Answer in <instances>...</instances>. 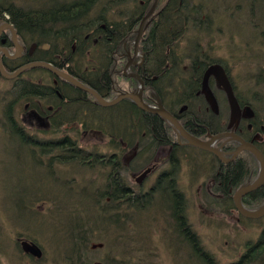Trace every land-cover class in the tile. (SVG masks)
<instances>
[{"label": "trees", "instance_id": "obj_1", "mask_svg": "<svg viewBox=\"0 0 264 264\" xmlns=\"http://www.w3.org/2000/svg\"><path fill=\"white\" fill-rule=\"evenodd\" d=\"M17 1L27 7H18L13 0H0V25L4 22L11 24L18 40L26 46V53L21 60L10 62L2 59L7 71H14L20 65L40 59L51 63L58 70L68 72L105 100L111 101L123 92L137 93V81L125 77L123 72L133 55L140 19L150 9L152 0ZM250 1L255 0H247L248 5ZM192 2L193 0H160L157 10L160 11L157 15L158 28L151 29L148 26L144 33V38L148 37L147 43H143L147 52L144 64L146 69L161 73L165 65L170 63L167 58L168 48L174 45L173 51L178 54L180 41L184 39L189 41V46L196 48L200 44V37L212 31L192 26L195 20L189 17L199 16L198 21L201 22V17L210 11L208 6L204 5L206 9L196 7ZM240 3L237 6L244 5ZM262 4L263 6L259 4L258 7L264 8V1ZM169 14L172 18L170 21L167 19ZM172 31L174 44L172 41L167 42ZM7 34L1 39L8 40ZM192 34L195 36H191ZM153 42H157V46ZM212 42L207 45L204 52L206 56L212 52ZM32 45L37 47L34 54L29 53ZM45 46L47 49L43 50ZM201 52L200 49L196 51L197 54ZM36 70L43 72L45 76L35 79L19 78L20 82H16L15 95L3 106L0 132L11 140L19 141L25 148L31 167L44 168L45 173L57 181V184L63 185L70 196H74L75 191L80 189L92 203V210L96 209L100 215L97 219L99 222H96L92 216L94 211L88 206L76 205L74 202L69 205L58 204L49 194L37 189L28 192V203L16 207L29 210L35 216L34 220L42 224L45 219L40 220L42 215L37 207L39 203H48L49 222L53 229L63 234V241L69 245L67 249L55 251L59 248L50 246L45 234L35 233L32 229L38 232L37 228L29 227L26 235L16 237L15 244L21 249L20 240H26L40 249V258L28 255L30 264H51L57 260L62 264H95L88 248L96 232L108 233L110 238H105L106 243L111 244L112 248L118 244L121 250L116 246V251L121 252L123 258L118 259L111 251L103 263L97 264H157L154 261L156 257L148 249L153 246L151 229L156 224L163 228L162 240L165 246L168 249L182 250V254L178 256L182 255L186 264H217L214 256L204 248L199 234L188 219L186 197L178 188L176 179L159 178L153 188L146 192L132 185L133 176L151 165L159 149L168 145V140L175 138L176 134L171 127L162 123L160 118L141 112L129 100L106 111L92 95L78 90L46 69ZM36 70H27L22 75ZM131 70L134 72V68ZM93 109L100 111L101 117H90ZM120 112L124 115V119L121 117L122 121L115 119V115ZM104 116H113V119H106ZM105 123L107 128L103 126ZM89 132L91 139L87 137ZM101 142L110 153L99 152ZM241 162L244 171H240L243 167H236L235 176L233 172H229L231 169L224 175V180L232 181L234 187L212 191L219 195L222 192L226 203L222 206L225 214L232 210L226 208V205L227 202L232 204V196L236 191L250 185L252 179L258 176L259 164L256 159L251 157ZM75 163L82 168L97 170L101 182L96 183L93 178L86 185L79 182L81 185L73 186L72 179L59 177L57 169L66 170ZM222 168L225 171L228 167ZM212 178L216 179L214 175ZM157 196L162 197L163 203L154 202L153 199ZM243 203L253 210L264 205V185L245 196ZM123 208L128 212L124 225L122 217L118 215ZM137 216L143 218L136 221ZM126 221L134 226L131 235L129 231L127 235H123ZM140 226H143L141 234ZM38 240L49 245V252L52 251L50 258L47 257L44 245L38 243ZM144 243L149 244L147 249H144ZM184 248L186 250L183 251ZM174 258L178 259L176 256ZM230 264H264V230L258 240L247 247L243 256Z\"/></svg>", "mask_w": 264, "mask_h": 264}, {"label": "rangeland", "instance_id": "obj_2", "mask_svg": "<svg viewBox=\"0 0 264 264\" xmlns=\"http://www.w3.org/2000/svg\"><path fill=\"white\" fill-rule=\"evenodd\" d=\"M13 1H16L14 4L18 7H27L24 6L21 1ZM263 1L264 0H262V2ZM238 2L244 4L241 6L245 7V14L243 11L240 13L238 12V16L234 19L227 9L237 6ZM250 2L252 5L251 8L248 5L247 0H193L192 2L196 7H203L204 5L208 6L210 11L213 12V15L211 16L213 21L221 23L223 29L221 45H219V42L217 41L212 42L213 49L211 52V58L230 66L228 67L232 70L231 74L240 88L239 92L242 93L245 91L243 93L245 97L252 96L251 93L246 92V85L243 81L245 72L254 71L252 69H260V66L264 65V8L258 7L259 4L263 6L261 0ZM249 9L253 12L250 15L248 14ZM241 16H244L243 21L245 22L239 20ZM230 35L235 37H233V41L231 42L228 40ZM191 36H195V34H192ZM181 46L186 47L185 50L180 52L182 57L183 54L193 56L196 51L195 46L187 47V41H185V39L181 43ZM201 46L204 47L205 42L201 43ZM232 48L236 52L232 51ZM238 48L239 51L237 52ZM242 52H245L244 54L246 55L244 60L249 61L246 64L247 67L241 64L240 59L231 56L233 53ZM250 63L252 64V67H250ZM44 76L45 74H43V72H38V70H36L35 72L22 75L21 79L31 77L32 79H35ZM16 82L17 80H7L0 77V123L3 106L15 95L16 91L14 86ZM252 89L253 88H251V90ZM108 108L110 107H103L106 111ZM99 112L93 109L90 117H101ZM104 117L110 119L113 116ZM121 117L124 119L122 112L115 115V119L120 121H122ZM259 117L262 120L264 119L263 110ZM105 118L104 120L108 123V120ZM103 126L106 128L108 127L106 123ZM87 137L91 139V132L88 133ZM97 137L101 138L100 136ZM98 150L100 153H110V150L106 148V145L102 142L101 147ZM25 152V148L19 143V141L11 140L8 136L0 132V264H30L29 259L24 256L21 249L16 247L15 241L16 237L19 235H26L27 229L32 226L37 228L38 232L31 228L35 233L40 232L45 234V237H47V240L50 242V246H54V249L55 247L59 248L55 249V251H62L69 247L67 242L63 241V234L60 231L53 229V225L49 222L48 209H50V206L48 203H39L37 207V210L42 215L40 216V220L45 219L42 221V224L37 223V221L34 220L35 216L30 213L29 210L18 209L16 207L17 205L21 206L28 203L29 197L27 193L34 189L40 190L47 195L49 194L50 198L56 200L58 204L69 205L74 202L76 205L88 206L91 211H94L92 215L94 218L93 220L99 222L97 219L100 214H98L96 209L92 210V203L86 198V194L81 193L80 189H78L75 191L76 193H74V196H70L63 185L57 184V181L45 173L44 168L34 169L31 167L29 164L30 160L27 158L28 156ZM190 157H193L194 159H191L192 162H190V166L187 168L188 172L186 173L185 169H181L182 165H177L178 167L176 166L175 168H179V170L173 176L179 179L177 186L186 197L188 219L195 232L199 234L204 248L214 256L217 264H230L238 260L247 250V247L251 246L258 240L260 234L264 230V220L247 223L244 220H238L237 215L232 210L230 213L228 212V214H225V208H222V206H225L226 203L220 198V195L211 194L214 190L208 188L207 180L204 178L198 177L195 179L196 170L194 167L196 165L202 167V162L204 160L201 162V159L196 156L195 153H191ZM195 161L197 164L194 166ZM57 171L59 177H64V179L68 180L72 179L74 181L73 186L77 184L81 185L79 182H83L84 185H86L87 181L93 178L96 180V183L101 182L97 170L82 168L78 163H75L73 167H69L66 170L59 168ZM136 177L137 175H135V178ZM135 178H132V185L140 190H147L155 181V176H150L149 179H145L141 184H135ZM61 180H63V178H61ZM153 200L157 203H163L162 197L160 196H157ZM227 204L226 208L229 207L230 209H233L231 208L232 204L230 205L229 202H227ZM118 215L122 217L123 220L121 221L123 223L122 225H124V219L128 216V212L126 213L123 208ZM65 218L67 220V217ZM142 218V216H137L135 220L140 221ZM125 226L123 235H127L128 231L131 235L133 233L131 230L134 226L131 223H128V221H126ZM161 229L163 228L160 224H156V226L151 229L153 232L151 234V239H153L151 245L153 246L148 248L149 244L147 245L144 243L146 244L144 245V249L148 248L149 251H152L156 257L154 261L157 264H186L182 255L178 256L179 254H182V250L177 248L168 249L165 246V242L162 240L163 232ZM142 231L143 226H140L139 234H141ZM146 232L149 236L148 230ZM106 237L110 238L108 233L102 234V232H96L95 236H93L90 241L88 250L90 251L89 254L95 264L99 262L103 263L106 255L111 253V251L113 254L117 255L118 259H123L120 255L121 252L116 251L117 249L115 247L118 246V244L115 247L113 245L112 248L111 244L106 243ZM38 243L44 245V250L47 253V257H49V254L52 252H49V250H51L48 247L49 245L42 240H38ZM119 247L120 246L117 247L118 250ZM184 250L186 249L184 248L183 251ZM174 256L178 257V259H175ZM20 257H22V260ZM43 261H45V259ZM59 261L60 260H57L55 261L56 263L51 264H62L58 263ZM45 263L46 262H42L40 264ZM145 263L146 262H143V264Z\"/></svg>", "mask_w": 264, "mask_h": 264}, {"label": "flooded vegetation", "instance_id": "obj_3", "mask_svg": "<svg viewBox=\"0 0 264 264\" xmlns=\"http://www.w3.org/2000/svg\"><path fill=\"white\" fill-rule=\"evenodd\" d=\"M249 6L251 8V3ZM203 7L205 8V6ZM157 10L158 9L154 11V13L148 18L147 22L145 23L144 31L137 47L138 53L136 52L134 54L133 52V55L130 57L131 59L134 56V64L132 66H129V74H127L126 72L124 76L128 77V75H130L129 77L137 81L138 91L140 81L143 83L144 90L142 93V98L145 104L155 109H157L158 105H161L171 116H173L178 121V123L186 133L201 142L207 143L212 149L218 151V153H220L222 157L220 158L213 152L199 149L188 144V142L184 138H182L180 133L170 124V122L164 120L156 114L145 112L147 114L160 118L162 120V123L167 124L169 127H171L176 136L172 140H168V145H163L159 149L155 160H153L151 165L146 166L141 170V173L147 169H150V172L143 178V180L139 184H141L145 179H149L150 176H155L154 183H156L159 178H167L168 180L169 178H172L178 181V178L173 177L179 170V168H175V166L182 165V167L180 166L181 169H185V172L187 173V168H189L190 162H192L191 159H194L193 157H190V155L191 153H195V155L201 159V162L204 160L202 162V167L200 165L195 166V164H197L196 161L194 163V169L196 170L195 179L198 177L204 178L205 180H207L208 188L213 190L233 188L234 185L232 181L229 182L228 180H224L225 173L228 172L229 169H231L229 170V172H233V175L235 176V174H237L235 168L237 167L239 169L243 167L241 161L244 162L246 159H251V157L256 159L257 162L259 161L253 154H251L247 150L237 152L238 149L242 146V142L250 146L252 145V147L254 146L264 158V119L262 120L259 117L260 113H262V110L264 111V65H261L260 69L258 68L255 70L250 68L254 71L245 72L243 81L246 85V92L252 94V96L250 97H245L243 95L245 91H243L242 93L239 92L240 88L238 84H236L235 79L231 74L232 70L229 69L230 66L213 60L211 58V54L208 56L204 54V52H206L208 43H210L211 41H217L219 42V45H221V37L223 35L221 23L214 22L211 17L213 15V12L207 11L205 15L201 17V22L198 21L199 16L189 17L191 20H195L194 24L192 25L193 27L200 29L209 28L212 30L210 33H206V35L201 36L199 39L200 44H197L195 50L197 51L200 49L202 51L201 53L197 54L195 51L193 56H187L183 54L182 57V54H180V52L182 50H185L186 47L179 46L178 54H176L173 51V45L172 48H168L167 52V58L169 59L170 63L165 65V68H163V71L161 73L157 70L155 71L154 69H146L144 64L147 52H145L143 48V43H147L148 37L144 38V33L145 29L148 26H150L151 29L158 28L159 17L157 15L160 11L157 12ZM227 10L230 12L231 16L234 19L241 11H243V13L245 14V7L243 6H235ZM252 13L253 12L251 11V9H249L248 14L250 15ZM170 17L171 14H169V17H167L169 21L172 20V18ZM243 17L244 16H241L239 20L243 21ZM142 19L143 16L141 17L140 21ZM5 33L8 32L4 31L0 35V39L3 37V35H5ZM156 37L157 36L155 35L154 39H156ZM233 37V35H230L228 40L230 42L233 41ZM1 40L2 42L0 47H5L11 52V54H14V45L11 43L9 36L8 40ZM171 41L172 44H174L175 38L173 31L170 34L169 40L167 42ZM18 42L22 46L21 54L17 59H7L10 62L21 60V58H23L26 53L25 44L23 42L21 43V41L19 40ZM182 42L183 41H180V45ZM203 42H205L204 47L201 46V43ZM153 45L157 46V42H153ZM188 46L189 41L187 40V47ZM36 48V45L31 46V48H29V53H36ZM46 49L47 46L43 47V50ZM232 51L236 52L233 48ZM238 51L239 48L237 49V52ZM151 52L153 53L154 51L151 50ZM244 53L245 52L233 53L231 56L235 57L236 59H240L241 64L247 67L246 64L249 61L244 60V58L246 57ZM155 59L156 57L153 58V61H155ZM36 61L41 60L36 59ZM212 65H220L223 68L224 74L231 86L232 93L236 100L237 106L235 109L231 108L225 90L222 86H220L217 79L213 75L210 74L205 81V73ZM21 66L22 65H20L16 69L20 68ZM250 67H252L251 63ZM133 68L134 72L133 70H131ZM131 75H135L137 76V78ZM84 85L88 86L87 84ZM251 88L253 89L251 90ZM139 110L141 112H144L140 108ZM138 152L142 154L140 150ZM259 165L258 171H260ZM223 166H226L228 168L224 171V169L222 168ZM240 171H244V167L241 168ZM136 175L138 176L140 175V173L138 172ZM212 175L215 176L216 181L212 178ZM133 178H135V176ZM255 180L256 177L252 179L250 184ZM153 184L150 185L147 190L152 189ZM263 185L264 183L261 187H263ZM147 190H144V192H146ZM220 194L223 197L222 192ZM245 196H243L241 199L242 204L248 210H253L251 207L243 203V199ZM236 214L238 215L237 212ZM258 220L263 221L264 216L256 220L247 219L248 222H254Z\"/></svg>", "mask_w": 264, "mask_h": 264}, {"label": "water", "instance_id": "obj_4", "mask_svg": "<svg viewBox=\"0 0 264 264\" xmlns=\"http://www.w3.org/2000/svg\"><path fill=\"white\" fill-rule=\"evenodd\" d=\"M158 3H159V0L153 1V4L151 5L149 12L143 17V19L140 22L139 28L136 32V39H135V43H134L135 53H136V49L138 47L139 40L142 36L144 25L147 22L148 18L156 10ZM4 29H9L12 33L11 39L15 45V53H14V55H10L6 49H0V53L2 52L3 56L8 58V59H11V60L17 59L20 56L21 48H19V46L16 43L17 41H16V34H15L14 27L9 23L4 24L0 27V33ZM133 64H134V56L131 58L130 62L126 65L125 71L127 70V68L129 66H131ZM35 68H45V69L49 70L51 73H53L58 78H61L65 81L71 83L72 85H74L79 90L92 95L98 101V103L103 107H110V106L116 105L117 103L121 102L123 99H131L137 105V107L140 108L142 111L150 113V114H156V115L160 116L161 118H163L164 120H167L168 122H170V124L180 133L182 138L189 141V144H191V145H193L199 149H203L206 151L213 152L217 156H219L220 158L222 157L221 154L218 153V151H216L215 149H212L207 143L201 142V141L197 140L196 138L190 136L188 133H186L182 129V127L180 126L178 121L173 116H171L161 105H158L157 109H155V108H152V107L148 106L147 104H145V102L143 101V98H142L144 85L141 81H140V85H139V91L137 94H129V93L124 94L123 93V94H120L117 98L113 99L112 101H107L104 98L98 96V94L93 89H91L89 87H85L81 82H79L76 78L72 77L67 72H63L61 70H58L52 64L47 63V62H43V61L31 62V63H28V64L21 66L20 68L16 69L12 73H9V72L6 73L2 67L1 55H0V76L4 79H14V78L18 77L23 71L31 70V69H35ZM210 74L213 75L217 79L220 86L223 87V89L225 90V92L228 96L231 108L235 109L237 106L236 100H235L234 95L232 93L231 86H230V84H229V82H228V80L224 74L223 68L220 65L210 66L208 68L207 72L205 73V81ZM131 76L137 78V76H135V75H131ZM242 150L249 151L251 154H253L259 160L260 173H259L258 179L253 184L240 188L232 196V199H233L234 206H235L236 210L238 211V213L241 216H243L244 218H247V219H260L264 216V205H262L260 208H258L256 210H248L242 205L241 199L243 196L255 191L258 188H260L262 186V184L264 183V158L255 147H252V146H250L244 142H242V146L238 149L237 152L242 151ZM149 172H150V169L145 170L139 177L136 178L135 182L139 184L143 180V178L145 176H147V174ZM21 247L25 253H28V254L35 256V257H38V258L41 257L40 249L37 246H35L34 244H30V243L24 241L21 243Z\"/></svg>", "mask_w": 264, "mask_h": 264}, {"label": "bare ground", "instance_id": "obj_5", "mask_svg": "<svg viewBox=\"0 0 264 264\" xmlns=\"http://www.w3.org/2000/svg\"><path fill=\"white\" fill-rule=\"evenodd\" d=\"M153 1V0H152ZM159 2H160V0H159ZM159 8V7H158ZM157 8V9H158ZM154 13V12H153ZM4 24H8V23H6V22H4V23H2L1 25H0V27L2 26V25H4ZM8 32V36H9V38H10V41H11V43L14 45V43L12 42V33H11V31L9 30V29H4V30H2V32L0 33V35L3 33V32ZM143 31H144V28H143ZM15 34H16V43H17V45L19 46V48H21V51H22V46L20 45V43L18 42V40H17V33H16V31H15ZM142 34H143V32H142ZM32 46H34V45H32ZM14 47V51H15V45L13 46ZM0 49H6L7 51H8V53L10 52L7 48H5V47H0ZM134 53H135V51H133ZM136 52L138 53V50L136 49ZM3 53L1 52L0 53V55H2ZM21 54V53H20ZM202 60V59H201ZM200 60V61H201ZM205 61V60H204ZM44 62V61H43ZM1 63H2V57H1ZM2 67H3V69L5 70V72L7 73V72H9V73H12V72H14V71H7L6 69H5V67L3 66V64H2ZM25 71H27V70H25ZM25 71H23L22 73H24ZM85 86V85H84ZM85 87H89V86H85ZM89 88H91V87H89ZM92 89V88H91ZM99 96V95H98ZM101 97V96H100ZM97 101V100H96ZM98 102V101H97ZM187 142H188V144H189V141L188 140H186ZM191 145V144H190ZM193 146V145H192ZM252 146V145H251ZM254 147V146H253Z\"/></svg>", "mask_w": 264, "mask_h": 264}]
</instances>
